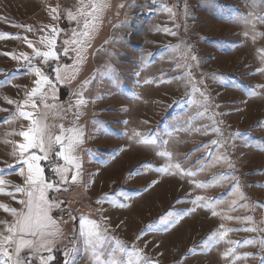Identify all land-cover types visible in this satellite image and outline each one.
<instances>
[{"label":"rangeland","instance_id":"obj_1","mask_svg":"<svg viewBox=\"0 0 264 264\" xmlns=\"http://www.w3.org/2000/svg\"><path fill=\"white\" fill-rule=\"evenodd\" d=\"M56 5L60 16L54 20L50 8ZM108 5L79 59L76 46L64 43L83 27V18L78 26L66 15V10L75 11L78 0H0V34L20 37L0 38V179L7 182L5 192L23 185L19 172L26 165L15 148L23 138L11 133L26 130L29 121L13 114L35 87L32 68L38 67L55 85V99L51 86L43 87L53 108L39 104V95L34 98L40 113H47L50 131L59 134L62 125L83 132L74 153L81 164L79 180L71 182L73 168L69 183L49 193L60 203L52 215L63 233L51 264H91L82 219L85 227L95 221L112 244L119 240L128 251L138 249L152 264H233L232 256L223 255L228 248L241 257L235 264H260L264 21L259 17L264 16V0H108ZM49 26L59 30L58 59L44 63L28 42L47 51L41 39L52 35ZM58 67L61 77L71 78L57 81ZM81 98L85 103L78 107ZM143 138L156 145L140 143ZM164 150L172 154V163L194 175L156 171L169 162L156 154ZM55 151L59 146L46 160ZM59 165H64L62 158ZM44 174L50 182L60 179L54 170ZM197 197L204 199L194 205ZM0 203L20 207L7 195L0 194ZM169 211L185 214L165 228L159 219ZM11 219L0 209V220ZM148 225L156 227L148 230ZM227 229L233 231L219 243L203 246L212 233ZM250 239L256 243H244Z\"/></svg>","mask_w":264,"mask_h":264},{"label":"snow or ice","instance_id":"obj_2","mask_svg":"<svg viewBox=\"0 0 264 264\" xmlns=\"http://www.w3.org/2000/svg\"><path fill=\"white\" fill-rule=\"evenodd\" d=\"M255 3V0H254ZM78 7L75 11L69 9L66 10L68 19L78 22V18H83V27L79 32L74 31L72 33L73 39L66 40L64 43L75 45L74 51L77 53V57L82 59L81 53L88 46V42L91 38L92 32L95 30L97 23L100 19V14L104 8L108 7V0H88L87 3L84 0H78ZM59 5L50 8L52 19L56 20L60 16ZM171 12V9H165ZM261 21H264V16L259 17ZM24 27V26H20ZM51 36L42 37L41 43H43L48 50L40 51L36 49L31 42H28V46L33 48V52L36 57H42L43 62L47 63L49 59H58L57 52L55 50L56 37L59 35V30L55 26H49ZM31 31V28H28ZM165 31H168L165 29ZM173 35L175 33H172ZM247 35V33H245ZM264 35V34H260ZM20 38L11 37L9 34H0V38ZM26 39V38H24ZM255 39V37H253ZM179 47V46H177ZM69 49H64L65 55H67ZM7 55V54H6ZM25 60H28L31 64L30 58L26 54ZM262 59H264V50H261ZM15 58V57H13ZM192 60H196L195 56L191 57ZM67 68V66H65ZM32 71L35 73L37 79L34 81L35 87L30 92L26 93V99L17 104V112L14 116L24 118L29 121L27 129H22L18 133H11L19 135L23 138V142L15 146L18 149V155L22 165H26V170L21 167L19 174L24 178L23 185L14 186L13 191L5 192L3 185L7 182L0 179V194L12 197L20 207H9L6 204L0 203V209L11 215V220H0V264H51L54 260L53 250L56 247L57 240L63 235L60 228V223L53 217L52 211L54 208H59L60 203L50 198L49 193L53 190L60 191L62 184L69 183V172L74 168L75 171L70 177L72 183H76L81 175V164L79 158L74 155L77 147L82 143L83 132L81 129L74 127L65 129L62 125L59 126V134H54L50 131V126L47 124V113H40L39 104H43L45 109H51L54 105L46 103L47 93L44 92V85H49L52 88L53 99H55V85L53 81L46 76L40 68L33 67ZM264 71V70H262ZM56 80L71 78L69 76L61 77V69L58 67L55 69ZM74 75V73H73ZM191 73L189 72V76ZM90 81H85L87 85ZM39 95V104L35 97ZM82 96V93L79 94ZM203 96L204 94L201 93ZM13 103V101H8ZM85 101L81 98L77 100V106H81ZM26 107H31L34 111L23 110ZM39 113V114H37ZM78 118V117H77ZM6 122H9L6 120ZM219 132V129H215ZM139 135V134H136ZM143 144L156 145V141L151 138H143L139 141ZM166 143V142H165ZM213 144L219 143V141H212ZM56 146H59V151H55V155L61 157L64 160V165H57L53 170L60 177L59 181H49L45 174L44 168L41 166V161L49 158V155L54 152ZM38 150L33 151V150ZM40 153V154H38ZM158 156L168 158V163L159 169L158 172L167 173L175 170L181 175H194L191 172H186L181 168L179 163L171 162V153L167 150L158 151ZM13 155H17L14 150ZM217 159H224V157H217ZM231 167L232 165L229 164ZM145 167L151 168L150 164ZM175 172L173 174H175ZM153 183H156L155 181ZM197 187H205L204 184H198ZM238 187V185H236ZM17 194H20L23 198L17 199ZM240 198L243 199V194H240ZM107 199V197H105ZM203 197H197L192 201L194 205H198L202 201ZM100 201H97L99 203ZM235 204V201H233ZM120 207L125 205L120 204ZM190 209L188 211H194ZM185 213L169 211L162 215L159 219V224L170 226L178 221ZM213 215H217L213 211ZM246 221H251V217H245ZM87 227L82 219V230L86 236L87 244L91 250L92 260L91 264H152V261L147 260L142 256L138 249L133 248L132 251H128L126 246L119 240H116L114 244L109 241V238L100 230L99 225L95 221H87ZM156 225H148V230H152ZM223 228V225L220 226ZM245 231H257L256 228H246ZM264 231V229H260ZM228 231L233 229H227L224 231H216L212 233L204 242L205 248L210 247L214 243H219L223 240ZM144 230L141 231V234ZM239 244L240 242H231ZM245 244H255V240H246ZM261 249L264 250V239L259 241ZM194 251V249H190ZM234 249L228 248L223 255L225 257L232 256L233 264L235 260L241 259V257L234 255ZM66 257L69 253L65 252ZM248 254H245V257ZM66 264L68 261L66 260ZM260 264H264V256L260 258Z\"/></svg>","mask_w":264,"mask_h":264},{"label":"built area","instance_id":"obj_3","mask_svg":"<svg viewBox=\"0 0 264 264\" xmlns=\"http://www.w3.org/2000/svg\"><path fill=\"white\" fill-rule=\"evenodd\" d=\"M61 163V158L55 153L53 154V157L49 160H42L41 161V166L45 169L44 171H50L53 170L55 165H58Z\"/></svg>","mask_w":264,"mask_h":264}]
</instances>
